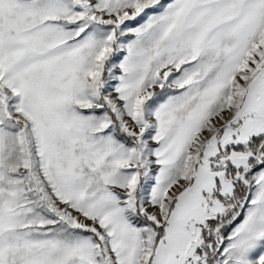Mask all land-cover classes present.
I'll return each instance as SVG.
<instances>
[{"label": "rangeland", "instance_id": "rangeland-1", "mask_svg": "<svg viewBox=\"0 0 264 264\" xmlns=\"http://www.w3.org/2000/svg\"><path fill=\"white\" fill-rule=\"evenodd\" d=\"M263 129L264 0H0V264H264Z\"/></svg>", "mask_w": 264, "mask_h": 264}, {"label": "crops", "instance_id": "crops-1", "mask_svg": "<svg viewBox=\"0 0 264 264\" xmlns=\"http://www.w3.org/2000/svg\"><path fill=\"white\" fill-rule=\"evenodd\" d=\"M240 114L237 116V111H236V113L229 119V120H227L222 126H220L217 130H216V132H215V134H213L210 138H209V140L207 141V143L211 140V139H213L216 135H222V134H224L225 132H226V128H227V126H229V125H231V124H237V120L238 119H240V116H241V114H242V109L240 110ZM250 112H252V110L251 111H247L246 113H250ZM263 140H264V129H263V131L261 132V133H259V134H257V135H253L252 136V138H251V141L249 142V148L252 150V152L255 154V152H254V146L257 144V143H259V142H263ZM207 143L205 144V146H204V148L206 147V145H207ZM233 146H236L237 147V145H235V144H232ZM240 147L242 146V145H239ZM243 147V146H242ZM203 148V149H204ZM254 158L255 157H252L251 158V160L253 161L254 160ZM247 170V169H246ZM246 170H244V172L246 171ZM243 172V173H244ZM232 173H233V175L235 174V169L232 171ZM189 183H190V181H189ZM189 183L186 185V187L189 185ZM237 183V182H236ZM186 187L183 189V190H185L186 189ZM182 190V191H183ZM181 191V192H182ZM180 195V194H179ZM228 203V205H229V209L227 210V211H225V212H228V211H230L231 210V212H232V214L233 213H235L236 211H237V196L236 197H234V198H232V199H230V201L229 202H227ZM221 213H223V212H221ZM218 214H220V213H216V214H214V215H209L208 216V218H207V221L206 222H208V220L209 219H211V218H214L216 215H218ZM233 220V219H232ZM237 219L236 220H233V225H232V227L230 228V230H229V232H228V238H227V241H229L230 239H232L231 237L235 234V232L237 231ZM240 222V221H239ZM216 228H219V226H217ZM226 241V242H227ZM227 249V247L225 248V250Z\"/></svg>", "mask_w": 264, "mask_h": 264}, {"label": "trees", "instance_id": "trees-1", "mask_svg": "<svg viewBox=\"0 0 264 264\" xmlns=\"http://www.w3.org/2000/svg\"><path fill=\"white\" fill-rule=\"evenodd\" d=\"M231 217L232 212L230 210L228 212L220 213L214 218L209 219L207 222V230H204L203 232L205 239H208V237H206L208 235L207 233L216 229L217 226H219L223 233L227 234L234 223L233 220H231ZM219 249V246L215 244H212L210 246H208L207 244L204 250L200 249V252L202 253L204 251V254L206 255V257L204 258L207 260L208 264H215V262L218 261Z\"/></svg>", "mask_w": 264, "mask_h": 264}, {"label": "built area", "instance_id": "built-area-1", "mask_svg": "<svg viewBox=\"0 0 264 264\" xmlns=\"http://www.w3.org/2000/svg\"><path fill=\"white\" fill-rule=\"evenodd\" d=\"M235 213H237V211H236ZM234 219H237V216H236V217H234Z\"/></svg>", "mask_w": 264, "mask_h": 264}]
</instances>
